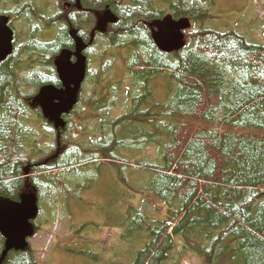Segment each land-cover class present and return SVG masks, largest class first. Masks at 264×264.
<instances>
[{
  "label": "trees",
  "instance_id": "16d2710c",
  "mask_svg": "<svg viewBox=\"0 0 264 264\" xmlns=\"http://www.w3.org/2000/svg\"><path fill=\"white\" fill-rule=\"evenodd\" d=\"M214 1L0 0L15 29L0 63V196L35 195L36 230L90 208L83 194L106 187L109 226L133 245L127 264H177L190 253L206 264H264V46L193 27L182 49L165 52L147 25L167 13L205 21ZM106 8L118 20L100 37ZM73 29L92 41L90 66L56 129L32 100L43 85L61 86L55 60L74 49ZM116 56L124 76L106 79ZM125 87L126 108L115 112ZM72 116L86 131L97 119L96 138L86 141ZM0 264L41 263L0 230Z\"/></svg>",
  "mask_w": 264,
  "mask_h": 264
},
{
  "label": "rangeland",
  "instance_id": "374dc122",
  "mask_svg": "<svg viewBox=\"0 0 264 264\" xmlns=\"http://www.w3.org/2000/svg\"><path fill=\"white\" fill-rule=\"evenodd\" d=\"M208 12L209 16L205 21H194L192 27H204L220 32L234 30L244 36L248 42L264 46V0H215L209 6ZM112 59H115L114 64L116 66L119 64V67L112 69L106 75V79L111 77L112 72H115L116 79L121 78L124 76V57L117 60L116 56ZM96 65H98L97 61L93 68ZM168 84L166 86L159 85L157 92L159 96H166ZM127 91L128 89L125 87L119 92L121 99L117 102L119 106L114 109L115 112L126 108ZM72 118L75 119L74 116L70 119ZM75 122H80L75 126L85 133L83 138L86 141L96 138L97 123L99 122L97 119L88 122L90 129L87 131L84 120L75 119ZM74 137L79 138L77 133L74 134ZM36 139H39V136H36ZM101 191L102 194L91 191L83 194L85 203H91L90 208L85 206L86 208L81 210L79 207H75L73 215L69 216L66 212L64 214L62 212L60 218L57 216L52 224L43 225L34 232V235L29 239V244L35 250L41 264H105L103 260L106 261V264L107 261L111 264H127L129 262L130 254L126 250L132 248L133 245L120 239L122 227L109 226L108 213L103 209L107 205V196L103 194L108 192L106 187ZM136 202L145 206L149 212H156L154 205L144 200L142 196L138 197ZM96 230L98 233H95ZM97 253H99L98 256H96ZM177 264L206 263L203 257H197L190 253Z\"/></svg>",
  "mask_w": 264,
  "mask_h": 264
},
{
  "label": "water",
  "instance_id": "95a60500",
  "mask_svg": "<svg viewBox=\"0 0 264 264\" xmlns=\"http://www.w3.org/2000/svg\"><path fill=\"white\" fill-rule=\"evenodd\" d=\"M8 17L0 15V63L13 51L12 28L8 25ZM117 20L110 10L104 11L99 19L98 29L105 31L109 23ZM151 25L153 38L157 46L166 52L177 51L185 46L184 29L191 26L187 17L176 19L172 15L155 20ZM75 40V50L64 49L56 58L55 65L64 87L54 85L43 86L33 99V104H39L43 114L59 127L64 125L63 113H67L77 100V93L86 75V56L84 51L87 44L72 31ZM75 55L76 60L72 61ZM38 204L35 195L24 196L21 201L0 196V230L7 238L8 245L23 249L28 244V238L33 234L32 220L37 215Z\"/></svg>",
  "mask_w": 264,
  "mask_h": 264
},
{
  "label": "flooded vegetation",
  "instance_id": "af4514ba",
  "mask_svg": "<svg viewBox=\"0 0 264 264\" xmlns=\"http://www.w3.org/2000/svg\"><path fill=\"white\" fill-rule=\"evenodd\" d=\"M0 15H2V16H6V17H8V25L13 29V27H12V23H13V21L11 20V16L9 15V14H7V13H2V12H0ZM98 23V22H97ZM111 25V24H110ZM109 25V26H110ZM96 27H97V25L95 26V31H98L99 32V36L100 37H103V35L105 34V33H103V32H101L100 30H98V29H96ZM15 29H13V31H14ZM95 31L93 30V31H91V34L93 35L94 33H95ZM91 34H89V39H91V37H90V35ZM92 42V41H91ZM89 48V47H88ZM88 50V49H87ZM87 56V55H86ZM87 62H88V68H89V66H90V62H89V58H88V56H87ZM88 71V70H87ZM61 81V80H60ZM62 82H61V86H59V87H62Z\"/></svg>",
  "mask_w": 264,
  "mask_h": 264
},
{
  "label": "bare ground",
  "instance_id": "6f19581e",
  "mask_svg": "<svg viewBox=\"0 0 264 264\" xmlns=\"http://www.w3.org/2000/svg\"><path fill=\"white\" fill-rule=\"evenodd\" d=\"M77 1H80V0H77ZM178 18V17H177ZM96 29H98V24H97V27H96ZM99 30V29H98Z\"/></svg>",
  "mask_w": 264,
  "mask_h": 264
}]
</instances>
